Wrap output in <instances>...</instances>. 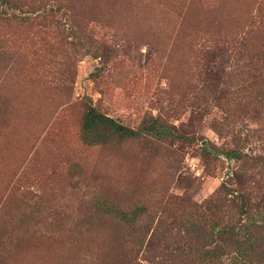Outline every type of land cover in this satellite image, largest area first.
Listing matches in <instances>:
<instances>
[{
  "label": "rangeland",
  "instance_id": "1",
  "mask_svg": "<svg viewBox=\"0 0 264 264\" xmlns=\"http://www.w3.org/2000/svg\"><path fill=\"white\" fill-rule=\"evenodd\" d=\"M18 1L76 10L55 11L56 22L43 10L28 22L0 16V241L8 249L0 264L48 252L49 264H200L160 250L173 240L215 246V227L238 217L226 191L238 194L236 204L250 196L260 215L264 60L235 45L236 23L215 27L201 14L241 16L264 0ZM75 21L90 52L73 49ZM90 103L133 128L160 115L192 143L87 146L79 128ZM206 145L241 158L208 156ZM98 194L122 208L144 206L138 232L93 217ZM30 229L59 242L28 237ZM259 236L253 261L264 264Z\"/></svg>",
  "mask_w": 264,
  "mask_h": 264
},
{
  "label": "trees",
  "instance_id": "2",
  "mask_svg": "<svg viewBox=\"0 0 264 264\" xmlns=\"http://www.w3.org/2000/svg\"><path fill=\"white\" fill-rule=\"evenodd\" d=\"M183 1L190 2L189 0ZM55 7L56 9L50 8L48 12H44L48 8L47 6L25 9L18 0H0V16L5 20L28 22L36 13L43 10V15L46 18L51 17L52 21L56 22L58 18L54 17L55 11L65 10L70 12L74 9L76 10V7H72L70 4H57ZM188 8L189 4L183 5L182 15H184V10L187 12ZM205 9L209 10L210 8L205 7ZM74 15L75 11H73L72 17ZM229 15L224 11H220L214 16H207L203 10L201 17L208 19L210 24L215 27H220L224 22L236 23L235 45L249 49L253 48L254 55L259 57V61L264 60V4L254 3L247 7L246 12L241 16L234 14L230 17ZM77 23L75 21L74 25H71L70 31L71 35L76 39V41L72 42L73 49L75 52H80V49L86 47L84 43L86 36L85 29ZM86 50L88 52L91 51L88 47H86ZM98 57L99 55L95 54L94 58ZM79 138L87 146H120L128 141L137 139L141 140L144 146H149L150 148L157 147V143H192L193 140V137L180 126L171 124L160 115L148 116L141 121L137 128H133L106 115L92 103L86 106L82 115ZM202 152L208 156L219 153L233 159L241 158L235 150L223 153L208 145L202 147ZM226 193L229 194L230 199L235 204L238 217L232 225L215 227V246L201 245L196 243L197 241L173 240L161 248L160 254L169 253L181 257L190 263L213 264L220 262L224 256L232 253L234 254L232 258L233 264H255L253 256L260 247L259 233L264 231V201L263 206L260 207L258 205L261 208L260 215L254 216L250 196H247L250 200L244 198L240 204H236L235 198L238 197V194L229 193V191H226ZM143 213H145L144 206L133 205L129 208H122L102 194H98L92 203L91 215L104 219L124 230L126 235L133 236L132 234L138 231L134 232L132 230L136 227L138 219ZM244 217L247 219L245 220ZM257 219L261 221L260 224ZM247 220L249 221L247 222ZM25 235L33 238L37 237L39 241L46 244L59 242V239L40 230L31 231L30 229ZM3 244L0 241V260L3 258V254L8 252L7 247L5 249ZM39 253L40 251L37 248L32 249V254L36 255ZM54 257L55 254L48 252L45 256L39 255L35 258H27L26 261L20 264H49ZM118 257H122V254L118 253ZM66 259L60 258L59 261H65Z\"/></svg>",
  "mask_w": 264,
  "mask_h": 264
}]
</instances>
